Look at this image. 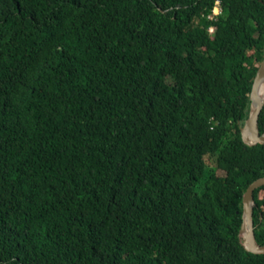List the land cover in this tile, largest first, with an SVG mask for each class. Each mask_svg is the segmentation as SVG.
I'll use <instances>...</instances> for the list:
<instances>
[{
    "label": "trees",
    "instance_id": "16d2710c",
    "mask_svg": "<svg viewBox=\"0 0 264 264\" xmlns=\"http://www.w3.org/2000/svg\"><path fill=\"white\" fill-rule=\"evenodd\" d=\"M217 1L0 0V264H264V0Z\"/></svg>",
    "mask_w": 264,
    "mask_h": 264
},
{
    "label": "water",
    "instance_id": "95a60500",
    "mask_svg": "<svg viewBox=\"0 0 264 264\" xmlns=\"http://www.w3.org/2000/svg\"><path fill=\"white\" fill-rule=\"evenodd\" d=\"M264 81V60L261 63L251 90V113L244 126L241 128V137L248 146L264 144V135L259 133L258 122L260 113L264 107V97L258 95L259 87ZM264 185V177L258 178L250 183L243 194L242 225L239 237L247 252L253 254H264V246H260L255 238L254 227V190Z\"/></svg>",
    "mask_w": 264,
    "mask_h": 264
},
{
    "label": "built area",
    "instance_id": "2783aa9c",
    "mask_svg": "<svg viewBox=\"0 0 264 264\" xmlns=\"http://www.w3.org/2000/svg\"><path fill=\"white\" fill-rule=\"evenodd\" d=\"M216 3L217 4L213 10V15L210 16L211 19H215L217 16H219L223 13L221 1H217Z\"/></svg>",
    "mask_w": 264,
    "mask_h": 264
},
{
    "label": "bare ground",
    "instance_id": "6f19581e",
    "mask_svg": "<svg viewBox=\"0 0 264 264\" xmlns=\"http://www.w3.org/2000/svg\"><path fill=\"white\" fill-rule=\"evenodd\" d=\"M258 95H259L260 98H263L264 97V81L262 82V84L259 87Z\"/></svg>",
    "mask_w": 264,
    "mask_h": 264
},
{
    "label": "rangeland",
    "instance_id": "374dc122",
    "mask_svg": "<svg viewBox=\"0 0 264 264\" xmlns=\"http://www.w3.org/2000/svg\"><path fill=\"white\" fill-rule=\"evenodd\" d=\"M212 31H215V29H212Z\"/></svg>",
    "mask_w": 264,
    "mask_h": 264
}]
</instances>
